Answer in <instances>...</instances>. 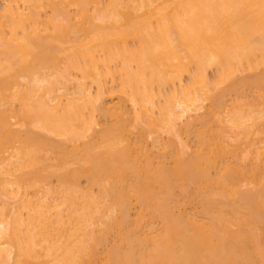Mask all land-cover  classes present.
<instances>
[{"label":"bare ground","instance_id":"obj_1","mask_svg":"<svg viewBox=\"0 0 264 264\" xmlns=\"http://www.w3.org/2000/svg\"><path fill=\"white\" fill-rule=\"evenodd\" d=\"M0 264H264V0H4Z\"/></svg>","mask_w":264,"mask_h":264},{"label":"rangeland","instance_id":"obj_2","mask_svg":"<svg viewBox=\"0 0 264 264\" xmlns=\"http://www.w3.org/2000/svg\"><path fill=\"white\" fill-rule=\"evenodd\" d=\"M3 1L4 0H0V6L2 5V3H3ZM211 74H213L212 72H209V75L211 76ZM111 87V83L110 82H108L107 84H106V88H110ZM92 90H93V92H94V87L92 86ZM247 92H249V91H247ZM249 94H251L250 92H249ZM233 96V95H232ZM228 97L229 96H226V100H228ZM229 100H230V98H229ZM110 102V101H109ZM208 102V101H207ZM207 104L208 103H205V108H203V110H201L202 112L204 111V109H206L208 106H207ZM164 139H165V137H164ZM167 139V138H166ZM165 141V140H164ZM167 141V140H166ZM155 149V148H154ZM153 149V150H154ZM157 150V149H156ZM155 151V150H154ZM81 183H82V185H85V180L84 179H81ZM177 193L179 194L180 192L177 190ZM178 194H175V195H178ZM178 198H180L181 197V195H180V197L179 196H177ZM176 197V198H177ZM177 198V199H178ZM182 198V197H181ZM181 198H180V200H181ZM185 199V198H184ZM184 199H182V201H184ZM190 200V201H189ZM186 201V202H185ZM185 203L183 202V203H181V204H183V207L186 209V211L187 210H189L188 212L189 213H196V215H202L201 213L202 212H200V211H202V206H201V203H202V201L201 200H199V197H198V193L196 192V189L195 188H193L192 186H191V188H189V196L185 199ZM188 201V202H187ZM181 202V201H180ZM198 202V203H197ZM189 203V204H188ZM187 206H186V205ZM200 204V205H199ZM186 207H185V206ZM195 208H194V207ZM199 206V207H198ZM194 209V210H193ZM132 212H133V210H132ZM157 220V219H156ZM156 222H158V221H156ZM155 222V223H156ZM155 226L156 227H158V226H160L158 223L157 224H155ZM114 235V234H113ZM111 237H114V236H112V234L110 235V239H111ZM109 239V240H110ZM113 239V238H112ZM109 242H111V240L109 241Z\"/></svg>","mask_w":264,"mask_h":264}]
</instances>
